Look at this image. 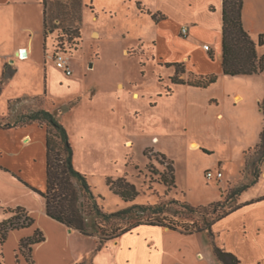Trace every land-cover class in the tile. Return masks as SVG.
<instances>
[{"label":"rangeland","instance_id":"1","mask_svg":"<svg viewBox=\"0 0 264 264\" xmlns=\"http://www.w3.org/2000/svg\"><path fill=\"white\" fill-rule=\"evenodd\" d=\"M45 2L46 8L44 0H0V46L11 38L34 51L33 59L23 62L31 71L28 83L24 88L14 85L20 95L27 91L43 94L11 100L10 112L15 114L0 116L2 123L25 122L24 116L38 107L61 113L74 150V165L108 212L136 203L153 205L173 199L193 206L208 205L251 180L248 163L260 143L257 105L229 97L225 119H218L222 103H209L207 95L172 85L170 76L175 75V68L165 63L184 51L173 40L181 42L186 36L176 35L175 26H161L153 18L154 14H164L156 11L157 0ZM260 14L255 28L264 33V10ZM262 48L258 46L260 55ZM58 52L69 58L72 75L56 65ZM193 53L201 57L202 52L197 48ZM186 70L182 78L195 77V72ZM260 76L264 84V72ZM170 86L172 92L167 90ZM247 88L232 82L228 89ZM0 105V111H4L6 106ZM193 139L201 141L199 148L191 147ZM228 156L230 160L225 161L230 176L222 181L209 179L207 171L216 170L219 161ZM172 162L176 185L167 186L159 173L166 171L170 176L168 164ZM23 172L45 184V172ZM122 176L140 191L132 201H125L108 185V178ZM17 184L4 196L13 203L12 209L24 207L46 236L45 229H51L45 221L46 198L19 178ZM36 188L45 191L46 185ZM254 197L264 199V164L259 181L239 199L229 200L225 208L229 210ZM214 230L218 245L234 247L250 263L257 258L254 264H264V200L233 212L218 221ZM184 231H171L176 238L172 240L158 227L146 226L103 243L97 235L73 229L65 243L71 249L62 253L65 264H223L208 232L185 235ZM48 245L55 247L53 243ZM25 250L19 247L18 263L4 251V264H20V254L31 264ZM199 251L202 254L198 255Z\"/></svg>","mask_w":264,"mask_h":264},{"label":"trees","instance_id":"2","mask_svg":"<svg viewBox=\"0 0 264 264\" xmlns=\"http://www.w3.org/2000/svg\"><path fill=\"white\" fill-rule=\"evenodd\" d=\"M45 8L46 2L44 0ZM245 0H223V73L226 75L256 74L264 72V53L258 52V46L264 45V33H260L258 40L245 28L243 9ZM46 12V11H45ZM157 22L167 18L165 14L153 15ZM211 54V53H210ZM212 56V55H211ZM167 66L175 68V75L170 76L175 85L188 84L194 87H208L218 81L216 73L196 74L191 79H184L182 74L187 72L183 62L167 61ZM172 92L173 88L167 87ZM264 110V100L261 104ZM27 120L15 124L2 123L0 127L9 128L39 122L47 127V182L42 191L33 186L36 192L46 198V212L51 218L61 222L69 228L80 230L85 235H97L104 243L114 240L121 235L142 225L170 227L173 230L183 228L185 233L208 232L213 238L214 252L223 264H242L240 258L217 244L214 225L239 209L242 204L227 210L229 200L239 199L242 193L256 184L261 175V166L264 164V128L260 135L256 156L248 163L252 178L249 182L233 188L229 194H222V199L208 205L193 206L187 201L177 199L158 204H133L114 212L104 210L98 197L88 185L85 175L74 165V150L68 132L61 122V113L55 110L37 108L24 116ZM207 151V150H205ZM208 152V151H207ZM165 156V155H164ZM174 162L168 164L170 176L166 171L160 174L167 186H175ZM152 171L158 173L152 167ZM108 185L115 194L125 201L134 200L139 194L136 184L131 183L126 176L117 180L108 178ZM176 205L177 208H174ZM14 215L0 223V247L8 238L9 231L16 228L28 227L34 224L35 218L28 211L19 206L11 209ZM180 217L182 219L180 220ZM41 230L24 238L21 249H26L28 258L35 243L45 240ZM4 264V253H0ZM31 264L34 261L31 260ZM78 264H89L80 262Z\"/></svg>","mask_w":264,"mask_h":264},{"label":"crops","instance_id":"3","mask_svg":"<svg viewBox=\"0 0 264 264\" xmlns=\"http://www.w3.org/2000/svg\"><path fill=\"white\" fill-rule=\"evenodd\" d=\"M262 10H264V0H245L243 22L245 28L254 38L260 33H263L260 29L255 28L257 20L259 21L262 17L260 14ZM156 11H161L167 15L166 19L159 22L161 23V26H175L176 35L178 36L182 34V27H189V33L186 35V39H181V42L174 39L172 42L176 47H179L184 51H180L177 55L171 57L170 60L167 61L183 62L189 72L192 71L196 74L216 73L219 75L218 81L208 87H194L188 84L175 85V87H189L190 92L193 91L198 95H207L205 98H207L209 103L213 101L219 105L222 103L223 107L217 114L218 119H225L224 109L229 102V97L233 98L236 102H244L246 100L253 101L257 105V117L261 120V128L259 130L261 135L264 128V110L261 106L264 100V84H261L262 78L260 75L263 74V72L239 75H226L223 73V0H157ZM165 34L167 42L172 41V39L168 38V31H166ZM4 41L6 42L4 46H0V104H3L6 107L4 111H0V116H9L15 114V112H10L11 100L43 96V94H36L31 91H27L23 95L18 93L14 84H18L24 88L26 83H28V76L31 71L28 68V65L23 62L33 59L32 56L34 51L29 45L18 44L17 41L14 42L11 38H6ZM205 44H208L211 50L206 49ZM262 47V52L260 53L263 54L264 45H262ZM197 48L198 51L202 52L200 53L201 57H198L193 53ZM25 50L27 51V57L22 58V52L26 54ZM34 63H37V60H35ZM47 67L48 64L46 65V68ZM233 77L238 78L233 79ZM232 82H238L240 85L248 88L245 91L237 89L233 92H229L228 88ZM5 95H7V98H5ZM258 106H260V110L258 109ZM200 145L201 141L198 139H193L191 142V147L193 146L192 148H199ZM246 148L248 147H245L244 150ZM230 157L233 158V155ZM230 157L228 156L226 159L220 160L219 166L216 168L223 170V179L227 175L230 176L229 170L226 169L225 161L230 160ZM240 161L241 163L243 162V156ZM25 169L45 172L44 185H46L47 127L39 122L9 128L0 127V223L13 216V212L8 211L12 209L13 203H10L4 194L6 193L5 195H7V191L10 187H18L17 178H19L21 182L23 181L26 183V185L29 184L30 186H38L40 188L44 187V185L37 183V181L30 176L25 175L23 172ZM223 179L219 181H222ZM261 200L259 197H254L253 199H248L244 202L240 201L239 204H242V206L239 209L260 202ZM45 221L51 229H45L46 238L44 241L33 245L30 252L31 260L34 261V264H65V255L62 252L71 249V246L69 247V245H66L65 243L67 238L71 237L69 233L74 228H69L48 215ZM146 226L153 225H142L128 233H133L138 228ZM155 227L161 229L162 233L168 234L169 238L172 240L176 239L174 234L171 233V231L175 230H169L162 226ZM38 229L41 230L38 227V223L34 222L31 226L10 230L8 238L1 246V250L3 253L5 251L7 256L10 255L11 260H13L14 263H18L17 255L19 253L21 241L24 238L32 236ZM183 234L192 235L196 233L183 232ZM123 235L116 240L120 239ZM60 236H63V238ZM51 243L55 244L54 248L49 247L48 244ZM225 249L236 254L240 258L242 264H254L257 261V258H255L251 263L250 260L248 262V260L237 252L234 247H226ZM167 251L168 250H166V253ZM197 254H202V252L199 251ZM20 256H23L19 261L20 264H28V262L24 260L25 256L22 254H20ZM164 263L165 262H163V264ZM205 264L209 263L207 262Z\"/></svg>","mask_w":264,"mask_h":264},{"label":"built area","instance_id":"4","mask_svg":"<svg viewBox=\"0 0 264 264\" xmlns=\"http://www.w3.org/2000/svg\"><path fill=\"white\" fill-rule=\"evenodd\" d=\"M181 33L185 36L188 35V33H189L188 26L182 27ZM205 48L209 49L210 46L208 44H205ZM54 61L58 67H62L65 69L67 75L73 74L71 62H70L69 58L63 52H58L54 57ZM207 177L211 180H213V179L221 180L224 177V172H223V170H220V169L208 170L207 171Z\"/></svg>","mask_w":264,"mask_h":264},{"label":"bare ground","instance_id":"5","mask_svg":"<svg viewBox=\"0 0 264 264\" xmlns=\"http://www.w3.org/2000/svg\"><path fill=\"white\" fill-rule=\"evenodd\" d=\"M97 36H99V33H97ZM27 51L25 50V53H26ZM22 54H23V57L22 58H25V57H27V53L26 54H24L23 52H22ZM28 138H29V136H28ZM193 145V144H192ZM193 147V146H192Z\"/></svg>","mask_w":264,"mask_h":264}]
</instances>
